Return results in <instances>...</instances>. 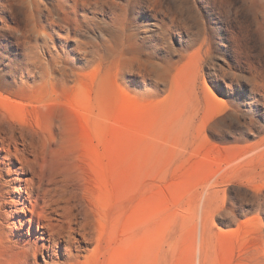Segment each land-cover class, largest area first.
<instances>
[{
    "label": "rangeland",
    "instance_id": "374dc122",
    "mask_svg": "<svg viewBox=\"0 0 264 264\" xmlns=\"http://www.w3.org/2000/svg\"><path fill=\"white\" fill-rule=\"evenodd\" d=\"M0 124V264H264V0H0Z\"/></svg>",
    "mask_w": 264,
    "mask_h": 264
},
{
    "label": "bare ground",
    "instance_id": "6f19581e",
    "mask_svg": "<svg viewBox=\"0 0 264 264\" xmlns=\"http://www.w3.org/2000/svg\"><path fill=\"white\" fill-rule=\"evenodd\" d=\"M60 68V67H59ZM10 117V116H9ZM14 117V116H13ZM10 126L14 125L13 120L7 121ZM4 126V125H3ZM0 124V141H1V148L8 152V155L12 157H17L22 165L28 162V157L26 155V149L29 146L28 139L20 132L18 135L15 133V129L7 130ZM19 144H22L23 147L21 148ZM16 189L19 192L24 191L23 184L17 180L16 182ZM45 211H42L37 215V226L39 231L43 234L41 238L48 239L49 244H42L45 249L51 250L59 243V240L62 239L65 243V253L71 258L77 253L75 251H80L78 247H75L73 242L72 233L74 231L85 230L86 224L85 222L78 223V216L76 213L67 214L63 212H59V218L53 219L50 216V212H48L47 207H44ZM62 209V208H60ZM21 212H25V209L22 208ZM58 222H57V221ZM85 235V233H83Z\"/></svg>",
    "mask_w": 264,
    "mask_h": 264
}]
</instances>
